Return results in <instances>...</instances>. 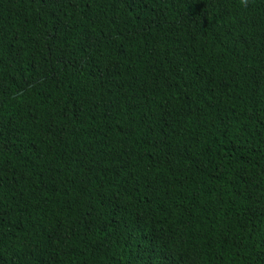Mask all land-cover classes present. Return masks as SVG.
I'll use <instances>...</instances> for the list:
<instances>
[{"label":"trees","instance_id":"trees-1","mask_svg":"<svg viewBox=\"0 0 264 264\" xmlns=\"http://www.w3.org/2000/svg\"><path fill=\"white\" fill-rule=\"evenodd\" d=\"M0 264H264V0H0Z\"/></svg>","mask_w":264,"mask_h":264}]
</instances>
